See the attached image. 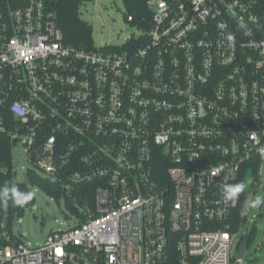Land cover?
<instances>
[{"label": "built area", "instance_id": "obj_1", "mask_svg": "<svg viewBox=\"0 0 264 264\" xmlns=\"http://www.w3.org/2000/svg\"><path fill=\"white\" fill-rule=\"evenodd\" d=\"M59 1L0 0V264H250L239 254L264 190V0H149L147 28L94 49L65 44ZM19 148L27 177L86 217L36 247L2 195L23 184Z\"/></svg>", "mask_w": 264, "mask_h": 264}, {"label": "rangeland", "instance_id": "obj_2", "mask_svg": "<svg viewBox=\"0 0 264 264\" xmlns=\"http://www.w3.org/2000/svg\"><path fill=\"white\" fill-rule=\"evenodd\" d=\"M125 13L123 0H93L81 7L82 19L93 29L92 37L95 47L100 48L109 43L114 46L123 45L124 36L129 37L135 33L134 27L126 22ZM13 158L19 179L29 184L27 171L34 167L27 158V152L21 148L15 149ZM32 194L35 204L25 206L24 216L15 219L14 232L25 244L36 247L43 244L51 233L72 227L69 218L74 214L66 206L63 198L57 201L38 187H33ZM258 198L264 200V190L254 199V202ZM260 205L252 206L249 221L241 232V236L255 235L252 236L245 253L247 260L251 261L250 264H264V218L258 221L254 217L264 215V209ZM251 220L258 223L255 224Z\"/></svg>", "mask_w": 264, "mask_h": 264}, {"label": "trees", "instance_id": "obj_3", "mask_svg": "<svg viewBox=\"0 0 264 264\" xmlns=\"http://www.w3.org/2000/svg\"><path fill=\"white\" fill-rule=\"evenodd\" d=\"M92 1L93 0H61L52 5L53 9L57 13V25L64 35L66 45L84 49H94L95 45L92 37L93 29L85 20L82 19L80 15L81 7ZM148 1L149 0H123L126 8L125 20L127 21V18L130 15L133 16V27L138 26L147 28V24L151 22L153 14L148 6ZM2 161L7 162V159ZM8 180V177L0 176V188ZM28 180L29 184L23 183L19 186L18 191L20 193L30 192L32 194V188L38 187L57 201H60L63 198L62 188L59 185L50 182L48 179L41 176H35L34 174H29ZM91 194H93V192H90V195ZM14 200V198L11 199V204L8 207V223L10 227L15 219V214L18 215V218L23 217L25 206L29 207L35 204L34 196L32 200L23 205H17ZM65 204L74 215H77V217L81 219V221L86 218L85 214H79V211L68 200L65 201ZM88 208H92V205ZM88 208L86 206L84 207L85 210Z\"/></svg>", "mask_w": 264, "mask_h": 264}, {"label": "clouds", "instance_id": "obj_4", "mask_svg": "<svg viewBox=\"0 0 264 264\" xmlns=\"http://www.w3.org/2000/svg\"><path fill=\"white\" fill-rule=\"evenodd\" d=\"M244 188V185L242 183L236 184V185H227L225 186L223 190V195L225 199H233L235 198ZM11 193L12 196L15 197L14 202L17 205H23L32 200L33 196L32 194L29 193H20L16 188H3L2 189V195L4 197H8L9 194ZM261 203H264L261 199H257L254 204L252 205L253 207L259 206Z\"/></svg>", "mask_w": 264, "mask_h": 264}, {"label": "water", "instance_id": "obj_5", "mask_svg": "<svg viewBox=\"0 0 264 264\" xmlns=\"http://www.w3.org/2000/svg\"><path fill=\"white\" fill-rule=\"evenodd\" d=\"M247 243L243 244L240 250L239 257L242 258L244 256V253L246 251Z\"/></svg>", "mask_w": 264, "mask_h": 264}]
</instances>
